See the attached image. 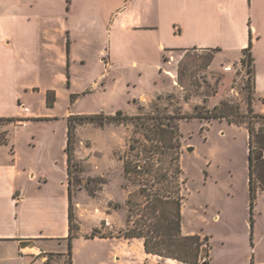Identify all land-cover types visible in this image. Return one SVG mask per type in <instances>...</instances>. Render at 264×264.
Masks as SVG:
<instances>
[{
    "label": "rangeland",
    "instance_id": "obj_1",
    "mask_svg": "<svg viewBox=\"0 0 264 264\" xmlns=\"http://www.w3.org/2000/svg\"><path fill=\"white\" fill-rule=\"evenodd\" d=\"M140 35L135 32L130 39L124 36L123 41L129 39L128 43L114 50L108 66L93 52L97 46H90L88 62L77 63L75 72L67 71L71 86L57 85L54 109L42 105L46 103L40 92H21L22 102L33 104L36 111H52L58 118L29 120L27 126L16 127L12 135L14 146L30 164L56 172L65 163L64 117L68 112L102 114L101 124L77 122L72 143L71 225L74 232L82 229L89 237L95 229L117 234L123 228L118 227L120 222L126 227L125 202L136 187L124 179V160L131 158L132 144H147L148 138L161 134L172 146L178 144L166 159L178 153L184 181L181 212L185 229L211 235L213 264H225L227 256L234 264H243L245 248L247 251L251 246L252 264H264V191L257 193L252 229L245 224L250 220L246 127L249 123L255 129L264 126V120L255 121L249 112L252 74L242 61L247 56L229 57L215 50H166L161 62L160 52L141 43ZM262 43L256 56L264 79ZM248 44L252 47L251 42ZM133 60L137 64H132ZM156 61L161 62L160 67ZM226 66L230 69L226 70ZM96 79L103 86L95 87ZM84 88L90 90L83 94ZM154 90L159 91L153 93ZM12 104L21 102L15 98ZM256 107L257 112L264 113V103L258 102ZM117 110L121 114L115 120L103 118ZM217 112L226 116L200 117ZM157 121L161 122L159 133L155 132ZM217 210L223 213L218 222L212 217ZM201 242L200 260H207L209 241L203 236ZM109 246L90 241L83 248L104 258ZM221 246L231 247L233 253L222 259ZM133 257V264H143L136 255Z\"/></svg>",
    "mask_w": 264,
    "mask_h": 264
},
{
    "label": "crops",
    "instance_id": "obj_2",
    "mask_svg": "<svg viewBox=\"0 0 264 264\" xmlns=\"http://www.w3.org/2000/svg\"><path fill=\"white\" fill-rule=\"evenodd\" d=\"M135 32L141 34V43L160 52L161 62L166 50H215L239 58L251 42V104L257 111L256 104L264 103V79L256 56L264 42V0H0V264H45L48 254H60L54 264H65L67 257L72 264H133L134 255L143 264H190L145 252L139 238L115 232L87 237L85 230L74 232L73 227L69 256L67 155L64 151V165L51 172L30 164L13 144L16 127L27 126L29 120L58 118L52 111H36L33 104L22 102L21 92H40L46 103L42 105L54 109L56 104L47 105V93L56 95L60 83L71 86L67 71L75 72L77 63L88 62L90 46H97L93 52L108 66L114 50L122 49ZM124 36L130 38L123 41ZM98 79L94 86H103ZM89 90L82 89L83 94ZM15 98L21 104H12ZM69 115L76 114L64 117L66 138ZM222 214L217 210L213 220H222ZM247 223L250 226L249 219L246 228ZM118 227L124 228V222ZM181 231L207 237L208 257L198 264H213L211 235L185 229L183 220ZM90 241L109 243L107 256L85 251L83 246ZM230 248L221 246L219 257L232 254ZM252 251L253 246L245 248L243 264H249V258L252 264ZM227 258L225 264H234Z\"/></svg>",
    "mask_w": 264,
    "mask_h": 264
},
{
    "label": "trees",
    "instance_id": "obj_3",
    "mask_svg": "<svg viewBox=\"0 0 264 264\" xmlns=\"http://www.w3.org/2000/svg\"><path fill=\"white\" fill-rule=\"evenodd\" d=\"M251 45L243 50L247 58L242 61L247 63L248 72L252 74ZM253 81V80H252ZM53 93H47V105H52ZM252 97L249 98V112L255 121L264 120V113H259L251 106ZM121 110L114 114L103 116L107 120H115ZM102 114H76L67 118V138L64 151L67 155V172L70 190V162L73 157L75 124L77 122L102 123ZM104 115V114H103ZM224 112H217L211 116L223 118ZM7 121L11 118L5 119ZM227 121L232 123L231 120ZM244 122V121H243ZM161 122H156L155 132L161 131ZM155 126V125H154ZM248 137V186H249V218L250 228L253 227V212L257 193L264 191V126L255 129L252 123L246 127ZM147 144L130 146L131 158L123 163L124 179L136 187L134 193H130L126 199L127 218L126 227L119 230L117 236L124 238H139L143 240L144 250L147 253L163 257H170L190 264H198L201 238L197 234L185 235L181 231L183 194L181 179V167L178 163V153L166 159L167 153L175 151L178 144L172 146L170 142L161 136L148 138ZM150 141V142H149ZM148 143H151L150 146ZM174 149V150H173ZM140 199V200H139ZM71 208V204H70ZM135 217V218H134ZM71 218V210H70ZM95 229L94 236H107ZM74 234L68 236V255L71 253V240ZM60 254H48L45 264H54V258ZM65 264H72L68 257Z\"/></svg>",
    "mask_w": 264,
    "mask_h": 264
},
{
    "label": "built area",
    "instance_id": "obj_4",
    "mask_svg": "<svg viewBox=\"0 0 264 264\" xmlns=\"http://www.w3.org/2000/svg\"><path fill=\"white\" fill-rule=\"evenodd\" d=\"M225 69H226V70H229V69H230V66H226ZM105 223H106L107 225L109 224L108 221H106Z\"/></svg>",
    "mask_w": 264,
    "mask_h": 264
},
{
    "label": "water",
    "instance_id": "obj_5",
    "mask_svg": "<svg viewBox=\"0 0 264 264\" xmlns=\"http://www.w3.org/2000/svg\"><path fill=\"white\" fill-rule=\"evenodd\" d=\"M204 264V263H203Z\"/></svg>",
    "mask_w": 264,
    "mask_h": 264
}]
</instances>
